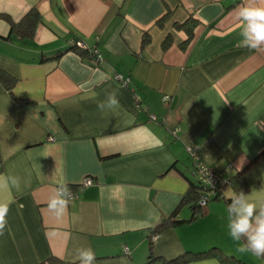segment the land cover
<instances>
[{
  "label": "crops",
  "instance_id": "crops-1",
  "mask_svg": "<svg viewBox=\"0 0 264 264\" xmlns=\"http://www.w3.org/2000/svg\"><path fill=\"white\" fill-rule=\"evenodd\" d=\"M242 4L0 0V15L14 22L33 7L45 20L32 40H9L11 23L0 17V67L16 78L11 91L0 80V175L18 177L22 188L11 193L0 264H40L52 255L78 264L82 247L94 250L95 264H162L158 258L212 247L245 264H264L239 253L228 233L232 187L193 220L150 237L196 182L189 147L230 176L243 171L251 180L247 194L264 201V48L239 45ZM189 18L198 24L186 43L188 33L177 25ZM74 38L102 59L67 51ZM116 73L131 77L130 86ZM112 92L118 106L102 112L98 105ZM55 170L76 193L62 218L48 208ZM88 176L93 185L78 190ZM192 216L188 204L177 218Z\"/></svg>",
  "mask_w": 264,
  "mask_h": 264
},
{
  "label": "clouds",
  "instance_id": "clouds-1",
  "mask_svg": "<svg viewBox=\"0 0 264 264\" xmlns=\"http://www.w3.org/2000/svg\"><path fill=\"white\" fill-rule=\"evenodd\" d=\"M237 19L240 22L239 45L253 50L264 48V0H243L237 11ZM118 103L117 93L112 92L98 107L103 112L116 108ZM154 146L163 145L160 140H156ZM56 171L52 178L57 187L48 208L57 218H62L73 193L63 179H56ZM13 189L17 192L22 190L19 178L0 175V235L8 227L7 217L11 205L15 203L11 195ZM227 218L228 233L237 242V251L264 258V201H255L243 191L235 193L227 206ZM76 260L78 264H95L96 254L91 247H82L77 250Z\"/></svg>",
  "mask_w": 264,
  "mask_h": 264
},
{
  "label": "trees",
  "instance_id": "trees-1",
  "mask_svg": "<svg viewBox=\"0 0 264 264\" xmlns=\"http://www.w3.org/2000/svg\"><path fill=\"white\" fill-rule=\"evenodd\" d=\"M0 17H6L8 21L11 23V31L7 39L13 40L15 38L22 39L25 41L32 40L35 34V30L37 26L41 23H45V20L39 11L37 7H33L19 22H14L9 18V16L6 15H0ZM162 19H165L163 17ZM198 24V21L194 18H189L187 21H185L182 24H178L177 28L184 29L188 33V40L186 43H188L194 35V30ZM149 41V37L145 36L143 39V44L147 43ZM81 43L85 44L87 47L83 48L81 47ZM168 42H165V47L167 46ZM67 51H75L79 53L82 56H90V58H93L95 61L96 56L94 54L93 48H90L84 41L81 39L74 38L72 40L70 48H68ZM62 52L57 54L54 58L60 57ZM0 80L4 84L7 90L11 91L13 89V86L16 82V78L10 74L7 70L0 67ZM18 102H29L24 101L20 98H17ZM2 170V160L0 155V172ZM195 168L193 169L194 173ZM233 179L232 188L234 189L235 193H239L240 191H243L245 194H247L251 190V180L248 176L244 174L243 171L237 172L234 176H231ZM202 187L200 186L197 178L196 182H192L191 186L187 190V192L183 196V200L179 204V206L176 208V210L167 218L161 220L158 222L152 229L150 237L153 238L154 236L160 234L164 230H166L169 227L182 225L190 220H193L197 213H202L204 211L203 208L200 207L198 204V200L202 194ZM224 199V197L222 198ZM221 200V199H219ZM226 202L230 203V198L226 200ZM190 204L192 210H193V216L186 220V219H179L177 218L178 213L180 210ZM153 246L154 243L151 239L150 241V257L151 262L156 261V258L153 257ZM215 258L219 260L221 264H245V262L239 258H236L235 256L226 254L221 248L219 247H212L204 251L199 252H193V251H186L185 253L172 258V259H165V258H158L163 260L162 264H181L186 263L190 261H198L203 259H210ZM40 264H67L64 260L57 256H50Z\"/></svg>",
  "mask_w": 264,
  "mask_h": 264
},
{
  "label": "built area",
  "instance_id": "built-area-1",
  "mask_svg": "<svg viewBox=\"0 0 264 264\" xmlns=\"http://www.w3.org/2000/svg\"><path fill=\"white\" fill-rule=\"evenodd\" d=\"M80 45L83 48L87 47L83 43H81ZM93 50L96 56V60L100 61L102 59L101 53L97 49ZM114 79L120 82L125 87H129L131 84V77L125 76L120 73H116L114 75ZM165 99L167 101L170 100V96H165ZM135 101L139 106L140 101L137 95H135ZM150 118L152 120H157V117L154 115H151ZM188 151L194 158V175L196 176L200 186L202 187V194L198 200V204L201 208L204 209L209 202L223 198V189L225 187H231L233 184V179L225 170H217L212 165L203 161L194 147H189ZM93 183V178L89 176L85 177L82 182L77 186L78 190H82L87 186H91L93 185ZM71 192L73 193V199L76 196V193L72 190ZM125 252H129L128 248H126Z\"/></svg>",
  "mask_w": 264,
  "mask_h": 264
},
{
  "label": "rangeland",
  "instance_id": "rangeland-1",
  "mask_svg": "<svg viewBox=\"0 0 264 264\" xmlns=\"http://www.w3.org/2000/svg\"><path fill=\"white\" fill-rule=\"evenodd\" d=\"M199 214H202V213H199Z\"/></svg>",
  "mask_w": 264,
  "mask_h": 264
}]
</instances>
